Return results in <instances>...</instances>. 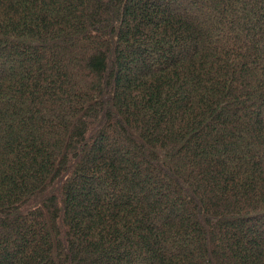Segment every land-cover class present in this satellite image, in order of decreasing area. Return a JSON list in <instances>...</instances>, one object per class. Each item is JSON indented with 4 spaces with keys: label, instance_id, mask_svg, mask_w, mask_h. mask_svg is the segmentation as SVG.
<instances>
[{
    "label": "trees",
    "instance_id": "obj_1",
    "mask_svg": "<svg viewBox=\"0 0 264 264\" xmlns=\"http://www.w3.org/2000/svg\"><path fill=\"white\" fill-rule=\"evenodd\" d=\"M0 264H264V0H0Z\"/></svg>",
    "mask_w": 264,
    "mask_h": 264
},
{
    "label": "rangeland",
    "instance_id": "obj_2",
    "mask_svg": "<svg viewBox=\"0 0 264 264\" xmlns=\"http://www.w3.org/2000/svg\"><path fill=\"white\" fill-rule=\"evenodd\" d=\"M192 10H193V8H192Z\"/></svg>",
    "mask_w": 264,
    "mask_h": 264
}]
</instances>
